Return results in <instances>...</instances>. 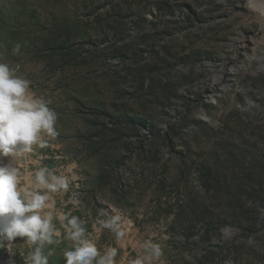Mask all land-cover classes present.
Here are the masks:
<instances>
[{"label": "rangeland", "instance_id": "1", "mask_svg": "<svg viewBox=\"0 0 264 264\" xmlns=\"http://www.w3.org/2000/svg\"><path fill=\"white\" fill-rule=\"evenodd\" d=\"M259 19L249 0H0V62L58 117V135L17 164L22 186L45 166L68 177L54 215L78 217L115 264H264V230L245 236L222 217L205 234L183 217L210 203L207 169L223 187L264 170ZM54 224L44 252L64 264L72 242ZM29 251L23 238L0 241V264Z\"/></svg>", "mask_w": 264, "mask_h": 264}, {"label": "clouds", "instance_id": "2", "mask_svg": "<svg viewBox=\"0 0 264 264\" xmlns=\"http://www.w3.org/2000/svg\"><path fill=\"white\" fill-rule=\"evenodd\" d=\"M20 48L16 44L13 55H19ZM30 85L31 81L16 68L0 62V157L10 158L8 164L0 166V241L23 238L31 247L25 264H49L52 251L45 254L44 248L56 243L54 220L58 219L72 242V247L63 252L64 264H115L117 250L100 253L78 217L54 215L51 194L67 190L68 177L45 166L22 186L17 164L33 151V145L45 146L44 135H58L57 113L49 107L50 101L37 96ZM152 249L158 256L159 248L152 245ZM134 264H142V260Z\"/></svg>", "mask_w": 264, "mask_h": 264}, {"label": "trees", "instance_id": "3", "mask_svg": "<svg viewBox=\"0 0 264 264\" xmlns=\"http://www.w3.org/2000/svg\"><path fill=\"white\" fill-rule=\"evenodd\" d=\"M240 155L247 158L250 153ZM249 158V161L253 162L254 158ZM251 169L249 167L241 171L247 172L237 178L238 185L227 187L221 185L217 169H207L206 177L213 183L207 179L203 181V187L211 201L209 204L196 205L189 212H185V221L193 226V229H204L205 234L211 224L216 220L220 222L222 217L225 218L221 220L223 224L237 227L245 236H254L260 229L264 230V226L258 228L260 214L264 208V170L259 169L255 173L250 171ZM205 240H211L210 236Z\"/></svg>", "mask_w": 264, "mask_h": 264}, {"label": "bare ground", "instance_id": "4", "mask_svg": "<svg viewBox=\"0 0 264 264\" xmlns=\"http://www.w3.org/2000/svg\"><path fill=\"white\" fill-rule=\"evenodd\" d=\"M262 2H263V0H249V3L257 11L259 18L262 20V23L264 24V7H262V5H261Z\"/></svg>", "mask_w": 264, "mask_h": 264}]
</instances>
